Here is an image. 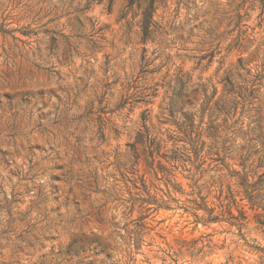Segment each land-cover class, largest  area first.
<instances>
[{
	"label": "rangeland",
	"instance_id": "rangeland-1",
	"mask_svg": "<svg viewBox=\"0 0 264 264\" xmlns=\"http://www.w3.org/2000/svg\"><path fill=\"white\" fill-rule=\"evenodd\" d=\"M142 13L0 0V264H264V0Z\"/></svg>",
	"mask_w": 264,
	"mask_h": 264
},
{
	"label": "trees",
	"instance_id": "trees-1",
	"mask_svg": "<svg viewBox=\"0 0 264 264\" xmlns=\"http://www.w3.org/2000/svg\"><path fill=\"white\" fill-rule=\"evenodd\" d=\"M157 0H129L130 6L135 5L136 2H138V8L143 11L142 14H144L146 17H151L153 15V11L155 10V4ZM153 25L151 24H145L143 25V32L145 35H150L156 32L154 28H152Z\"/></svg>",
	"mask_w": 264,
	"mask_h": 264
}]
</instances>
